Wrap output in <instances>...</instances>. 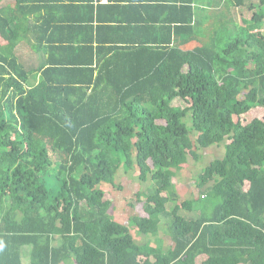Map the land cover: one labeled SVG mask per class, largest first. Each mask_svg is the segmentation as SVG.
Segmentation results:
<instances>
[{
	"label": "trees",
	"instance_id": "16d2710c",
	"mask_svg": "<svg viewBox=\"0 0 264 264\" xmlns=\"http://www.w3.org/2000/svg\"><path fill=\"white\" fill-rule=\"evenodd\" d=\"M2 1L0 264H264V121L233 120L264 109V0H161L167 19L133 20L135 50L120 17L95 30L98 46L105 29L113 44L95 75L87 23L76 43L87 57L69 61L63 38L45 48L35 38L36 53L54 50L45 67L26 70L15 53L51 24L63 36L70 29L61 23L81 10L91 21L92 1ZM138 1L126 8L140 9ZM173 2L184 18L171 28ZM165 28L172 37L161 38ZM221 145V158L195 177L198 197L178 204L177 171ZM119 169L150 183L132 196L125 225L108 214L100 188L120 189ZM165 216L167 248L157 237ZM130 228L147 241L136 243Z\"/></svg>",
	"mask_w": 264,
	"mask_h": 264
},
{
	"label": "crops",
	"instance_id": "0c3cea01",
	"mask_svg": "<svg viewBox=\"0 0 264 264\" xmlns=\"http://www.w3.org/2000/svg\"><path fill=\"white\" fill-rule=\"evenodd\" d=\"M11 2L7 3V4H12L13 0H10ZM92 1V5L94 7L93 11H91V15L93 16L91 18L90 21V15H88L89 11L88 10H81L79 11V13H76L75 15L79 16L78 21H74V19H72V16L70 17V19H66V21H64L63 23H61L62 25H64L65 27H67L66 29H70V31H65V34H63V36L59 35L58 30H55L52 28L53 24H51L48 28H43L39 31H36L35 34H29L27 36V38L24 41H21L20 44L16 47V55L17 57L19 56L17 54L18 50L20 49V47L22 45H27L31 47V45L34 44V42H36V39H41L40 43L42 45V48L48 47V45H50L51 43H54L55 45L59 44V40L60 39H64V43L63 45H65V52H66V56L68 58L69 61L75 62L76 58L81 59V56H85L86 55H82L81 52H79L78 50H76V47L82 45V44H76V43H83V39L86 38V36L88 35L87 30H84L83 28H79L80 25L83 26L86 23L88 25H91V30H92V35L90 37V40L88 41L89 44H91L93 46L92 49V61L90 64L87 65V67H90V69L94 70L93 74H97L100 71L101 66L104 64L105 61H107V59H109L110 52L108 50V48L110 46H113V44H109V42H111V36L112 33L109 31V29H105V31H101V35H100V40L104 39L106 40L105 43L101 46H98L97 43V35L95 34V30L96 28L100 27V26H104V25H108V26H117V21L119 20V18L121 17V22H122V26H126V23H129L131 29L129 30L130 33H128L127 38H130L131 41H133V43L128 44L129 45H135L137 44V37H135L134 33L132 32L135 31L134 29V19L138 18L139 20L146 18L143 16H147L150 19H155V21H158V15L160 17H164L167 19L168 16V12L169 10H165L164 8H159V4L161 2V0H139L138 3L139 5H141L140 9H134V8H126L129 5H136V0H90V2ZM4 2V0L2 1ZM1 2V4H2ZM84 5L88 4V0H84L82 2ZM6 4V5H7ZM173 5L170 6V10H172L173 8H175V14L174 16H171L170 18V22H174L171 23L170 27H179V21L181 19L184 18V14L182 13L181 15L177 13L176 8L180 7V3L179 2H173L171 3ZM2 4V7L6 6ZM48 5V4H47ZM45 5V7L47 6ZM49 11H54L55 9L53 7H51V3L47 6ZM126 8V9H124ZM42 10V9H41ZM43 12L45 13L46 11L43 10ZM43 13V14H44ZM63 13V12H60ZM70 13H66L64 12L62 14V16H60V18H67L69 17ZM142 17L141 19L139 17ZM49 20L54 19V16H48L46 17ZM164 18H162V20H164ZM28 20H30L31 22H33V17H29ZM126 23H123L125 22ZM55 26L57 27V24H55ZM170 34V37H172V33L173 30L172 29H167L165 28V30H163L164 34L161 33V31L159 32V35L161 36V38L163 36H165L167 34ZM46 33V34H44ZM86 35V36H85ZM36 38V39H35ZM159 39L156 36L151 37L150 39H148L147 43H153L154 40ZM49 40H51V42H49ZM109 41V42H107ZM74 43V46L70 47L69 45ZM127 44V43H126ZM52 45V44H51ZM122 45V44H119ZM53 46V45H52ZM70 47V48H67ZM97 47V48H96ZM130 48L132 47L133 50H135V46H129ZM32 49V48H31ZM101 49V50H100ZM33 50V49H32ZM34 51V50H33ZM35 52V51H34ZM54 52L51 51L50 53L44 54L42 52L40 53H36V63H34L35 65L33 66V70L37 69L39 67H45L47 65V60L48 58H50L51 54ZM131 52V50H130ZM41 58H40V57ZM65 55H63L64 60H67ZM40 59V63H38V60ZM19 59V57H18ZM20 61V59H19ZM39 65H38V64ZM38 75V74H37ZM38 81L37 77H36V82Z\"/></svg>",
	"mask_w": 264,
	"mask_h": 264
},
{
	"label": "rangeland",
	"instance_id": "374dc122",
	"mask_svg": "<svg viewBox=\"0 0 264 264\" xmlns=\"http://www.w3.org/2000/svg\"><path fill=\"white\" fill-rule=\"evenodd\" d=\"M9 2L11 1L4 0L2 4L6 5ZM17 54L19 55L18 57L20 59V63L26 70L33 69V66L35 65L34 63H36L35 59L37 55L31 49L30 45H22ZM38 63H40V59L38 60ZM253 119H260L264 121V109H253L248 113L240 116L239 118L233 117L234 121L238 120L242 125ZM184 122L187 125V123H189V119L186 117V119H184ZM189 136L191 141L195 142L197 134L191 131ZM223 151L224 150L222 145L220 147L212 146L196 151L198 156H200V160H193L192 158L188 159L189 167L185 170H180V172H177L176 179L172 181L177 191L181 194V196H183L182 199H180L181 201H179L178 199V204H180L184 199L190 200L196 199L198 197L199 189H197V187L194 185L195 177L199 175L202 169L206 165H208V163L214 158H221V156L223 155ZM136 176L137 174L135 171L124 173L122 169H119L115 178V184L119 186L120 189L112 188L108 185H102L100 187L105 192V199L111 201V207L108 211V214L111 215L114 220L124 225L128 223L129 217L134 215L133 211H136L132 210V208L129 206V203L132 202V196L139 190L145 191L144 188L147 186V184L150 185V183L147 182L145 183V186H141L136 180ZM171 206V204H167L166 209L169 211ZM180 214H184L188 218H195V216L197 215L196 212L188 213L185 210H180ZM170 217L171 216L162 217L157 236L159 239L164 240L165 248H167L171 244L168 229ZM130 232L136 243L143 244L147 241L145 237H140L141 235L136 231L135 228H130ZM153 241L154 239L151 238L152 244H154ZM27 250H29V248Z\"/></svg>",
	"mask_w": 264,
	"mask_h": 264
},
{
	"label": "clouds",
	"instance_id": "9594fccd",
	"mask_svg": "<svg viewBox=\"0 0 264 264\" xmlns=\"http://www.w3.org/2000/svg\"><path fill=\"white\" fill-rule=\"evenodd\" d=\"M177 172H180V171H177ZM174 185V184H173ZM174 187H175V185H174ZM23 263H26V261L25 262H23Z\"/></svg>",
	"mask_w": 264,
	"mask_h": 264
}]
</instances>
